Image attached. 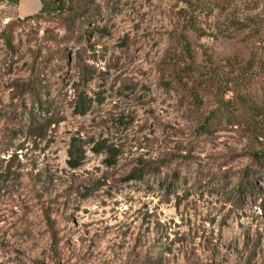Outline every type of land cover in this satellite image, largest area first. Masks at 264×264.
<instances>
[{"label": "rangeland", "instance_id": "obj_1", "mask_svg": "<svg viewBox=\"0 0 264 264\" xmlns=\"http://www.w3.org/2000/svg\"><path fill=\"white\" fill-rule=\"evenodd\" d=\"M211 4L0 1V264H264V110L212 120L264 75V0Z\"/></svg>", "mask_w": 264, "mask_h": 264}, {"label": "trees", "instance_id": "obj_2", "mask_svg": "<svg viewBox=\"0 0 264 264\" xmlns=\"http://www.w3.org/2000/svg\"><path fill=\"white\" fill-rule=\"evenodd\" d=\"M1 1V0H0ZM41 3V8L37 16H41L44 14L50 13H63L70 12L71 14L76 13V2L78 4V0L75 2L69 3L70 7H68L67 0H39ZM184 3L188 4L191 0H183ZM200 1V0H199ZM210 1L214 7L222 9L225 5H227L231 0H208ZM211 4V5H212ZM73 6V7H72ZM12 24H9L7 28L4 30V33L0 35V41L6 48H12V37L11 32L8 31V28ZM246 27L240 28L239 32L245 30ZM6 32V33H5ZM264 67V57L261 59L260 67ZM228 93H230V99L225 102H220L222 105H219L217 108L218 113L213 115V122L220 123L222 120L227 122L230 125H237L245 118L247 120L255 119V117L259 114V110H264V75L261 79L256 78L255 80L250 77V79H245L242 82L236 84L234 87L231 86L227 89ZM85 107V101H81L79 104V111L82 112ZM44 108H47L46 106ZM43 111V110H41ZM217 116L215 119L214 117ZM207 120V119H206ZM51 115L48 113L43 114L40 113V116L37 118H33L31 120L33 125L40 126L45 124L49 126L51 124ZM209 124H204V132H208ZM206 128V129H205ZM206 130V131H205ZM84 151H83V143L78 139H71L69 147L67 149V157L68 160L66 162L67 166L70 169L78 168L83 160H84ZM261 162L264 160V156L261 158H257ZM143 169L133 170L131 172V177L127 180H137L143 177L144 175Z\"/></svg>", "mask_w": 264, "mask_h": 264}]
</instances>
